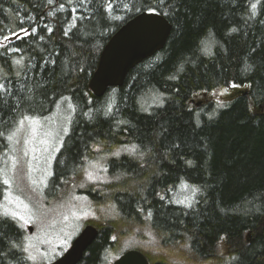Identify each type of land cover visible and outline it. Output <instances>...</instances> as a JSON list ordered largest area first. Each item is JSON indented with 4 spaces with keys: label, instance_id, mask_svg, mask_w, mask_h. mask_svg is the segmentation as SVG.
Returning <instances> with one entry per match:
<instances>
[{
    "label": "trees",
    "instance_id": "obj_1",
    "mask_svg": "<svg viewBox=\"0 0 264 264\" xmlns=\"http://www.w3.org/2000/svg\"><path fill=\"white\" fill-rule=\"evenodd\" d=\"M143 11L171 22L165 48L94 95L104 46ZM4 40L0 264L54 260L3 215L2 168L18 125L56 113L68 129L47 179L98 213L78 225L99 229L79 264H112L129 249L150 264L220 261L221 241L226 264H264V0H0ZM224 89L225 100L210 97ZM94 165L105 183L85 182Z\"/></svg>",
    "mask_w": 264,
    "mask_h": 264
},
{
    "label": "rangeland",
    "instance_id": "obj_2",
    "mask_svg": "<svg viewBox=\"0 0 264 264\" xmlns=\"http://www.w3.org/2000/svg\"><path fill=\"white\" fill-rule=\"evenodd\" d=\"M6 42L7 40L1 41L0 45ZM228 89L214 92L210 97L223 101ZM60 115L56 113L49 119L30 118L22 121L12 133L9 165L7 167L4 164L2 168L5 180L9 181L3 203L4 210L9 213L17 212L24 217L23 220L17 218L21 226L29 230L30 227L33 228L28 232L29 241L38 244L36 255L42 256L41 259L47 260L46 262L59 257L69 248L72 240L84 227L83 225L78 228L79 224L97 218L98 215L95 210L86 206L85 199L75 195V188L67 193H54L47 179L50 165L67 134L68 127ZM107 180L106 172L94 165L88 169L85 182L99 185ZM41 200L49 206L41 205ZM57 200L60 202H56ZM104 213L105 211L102 210L101 215H106ZM171 252L172 255L176 254L177 249ZM217 254L223 264H226L229 254L224 241L219 242ZM201 260L193 258L188 264H217L221 261Z\"/></svg>",
    "mask_w": 264,
    "mask_h": 264
},
{
    "label": "water",
    "instance_id": "obj_3",
    "mask_svg": "<svg viewBox=\"0 0 264 264\" xmlns=\"http://www.w3.org/2000/svg\"><path fill=\"white\" fill-rule=\"evenodd\" d=\"M171 32L172 24L168 18L154 11H143L125 22L102 50L89 84L92 92L101 97L110 87L122 86L132 69L165 48ZM32 230L30 227V231ZM98 235L97 227L85 225L66 252L48 264H79ZM112 264L150 262L142 251L129 249Z\"/></svg>",
    "mask_w": 264,
    "mask_h": 264
},
{
    "label": "snow or ice",
    "instance_id": "obj_4",
    "mask_svg": "<svg viewBox=\"0 0 264 264\" xmlns=\"http://www.w3.org/2000/svg\"><path fill=\"white\" fill-rule=\"evenodd\" d=\"M48 2L49 3H52V0H48ZM256 4L254 3V4H252L251 5V7L253 8V9H255L256 8ZM34 31V30H33ZM6 39H7V37H6ZM3 86L2 85H0V88H2ZM33 123H35V121H33ZM33 131H35V129H33ZM8 139L9 140H11L12 139V137L11 136H9L8 137ZM33 151H35L34 149H33ZM25 155H27V152L25 153ZM89 178H91V174H89ZM4 183H9V181L8 180H5L4 181ZM3 215L5 216V217H11L12 219H16V218H19V219H24V217L23 216H20L17 212H11V213H9L7 210H5V212L3 213ZM25 222H27V221H25ZM4 235V233L2 232V231H0V236H3ZM15 245H13V247H14ZM29 247H31V245H29L28 247H24L23 248V251L24 252H28L29 251ZM27 259L28 260H35L36 259V257L35 256H33V255H31L30 253H29V255L27 256Z\"/></svg>",
    "mask_w": 264,
    "mask_h": 264
},
{
    "label": "bare ground",
    "instance_id": "obj_5",
    "mask_svg": "<svg viewBox=\"0 0 264 264\" xmlns=\"http://www.w3.org/2000/svg\"><path fill=\"white\" fill-rule=\"evenodd\" d=\"M113 34H114V33H113ZM110 38H111V37H110ZM108 41H109V40H108ZM157 53H158V52H157ZM154 55H155V54H154ZM154 55H153V56H154ZM151 57H152V56H151ZM149 58H150V57H149ZM142 62H143V61H142ZM89 87H90V86H89ZM110 88H111V87H110ZM90 90H91V89H90ZM91 91H92V90H91ZM93 94H94V93H93ZM245 94H247V93L245 92ZM94 95H95V94H94ZM65 252H66V251H65ZM65 252H64V253H65ZM64 253H63V254H64ZM63 254H62V255H63Z\"/></svg>",
    "mask_w": 264,
    "mask_h": 264
}]
</instances>
